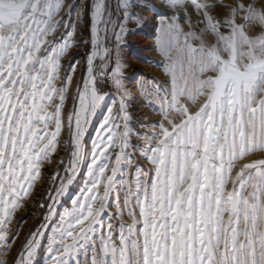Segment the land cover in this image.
<instances>
[{
    "label": "snow or ice",
    "instance_id": "1",
    "mask_svg": "<svg viewBox=\"0 0 264 264\" xmlns=\"http://www.w3.org/2000/svg\"><path fill=\"white\" fill-rule=\"evenodd\" d=\"M149 24L164 79L137 96L123 50ZM138 97L157 119L132 115ZM65 127L63 175L14 264H264V0H0V264Z\"/></svg>",
    "mask_w": 264,
    "mask_h": 264
},
{
    "label": "rangeland",
    "instance_id": "2",
    "mask_svg": "<svg viewBox=\"0 0 264 264\" xmlns=\"http://www.w3.org/2000/svg\"><path fill=\"white\" fill-rule=\"evenodd\" d=\"M110 1V0H108ZM114 2V8L116 5V0H111ZM78 2L82 3L83 0H78ZM227 2V0H226ZM145 16H147L149 19H151V13L145 12ZM115 19V17H114ZM134 27V25H130ZM85 23L83 25L77 24V33L74 39H81V40H88L90 37H87L85 34ZM60 32H64V28L62 27L60 29ZM59 36V33L57 34ZM154 37H155V29L152 24L147 25L142 31L138 32L136 35H130L126 38L127 44L132 45V48L125 47L123 52V59L125 62L129 65V67L126 68L124 75L127 77L126 85L129 89L132 90L133 95L138 96V88L136 86V81L138 78L143 79H155L158 81H162L164 79L162 74V68L159 66L157 62H162V58L160 55L156 52L154 47ZM111 46V45H109ZM90 50V46L81 44L80 48L78 50L73 49L71 51H77L78 52V59H79V65L84 64V55L87 51ZM130 53H135L130 54ZM146 61H150L152 63H148ZM68 57H65L62 61L65 65L68 63ZM97 66H100V61H96ZM77 68L76 77L78 78L81 74V68ZM111 82V79L109 78V83ZM109 92H114L115 89H105ZM75 91V84L69 89V95ZM144 104L143 99L137 98L135 101H133L132 106L130 107L129 111L132 113L134 117L140 118V123H148L152 120H155L158 118V113L154 111L150 107H142L141 105ZM72 108V102L71 99H69L66 102L65 106V113L71 111ZM100 114H98L99 116ZM66 119V116H65ZM98 126L97 121L94 119L92 125H90L85 138V146L90 149L91 147V141L93 138H95V131L96 127ZM133 126L136 131L138 132H144L145 129L140 128L139 123H136V121H133ZM60 144L58 146V149L56 153L53 154L52 162L46 163L45 168L49 169L44 173V178L39 180L35 185V190L32 192V195L29 199L24 201V206L21 207L16 213L15 218L13 219L12 224L10 225L11 228H15L19 235L15 240V243L11 245V249L8 252V254L3 257L7 260L8 264H14V260L21 249V246L28 238L30 232L35 231L37 227L40 226L41 223H43V217L47 212V208L41 207L42 203H45L46 201V194L49 190V187L51 185V176L54 172L60 171L61 175H63V168H58L57 165L59 163L60 159H64L65 162L67 161L68 155L71 152V143H70V135L68 132L67 127H65L61 133V136L59 137ZM65 142H68L67 147L65 146ZM139 163L144 167L148 168L150 165H148L144 160H140ZM233 175H235V171L233 172ZM82 180V177H77V182L74 183L72 186L73 188L76 187L77 183H79ZM45 181H48L47 183ZM63 205L70 207V204L67 203V197L64 198ZM44 209V213L40 214V210ZM62 210V208H61ZM40 217V221L36 224L37 218ZM127 216H125V220H127ZM18 225V227H17ZM43 255L44 253L41 252L39 259V264H44L43 261Z\"/></svg>",
    "mask_w": 264,
    "mask_h": 264
},
{
    "label": "trees",
    "instance_id": "3",
    "mask_svg": "<svg viewBox=\"0 0 264 264\" xmlns=\"http://www.w3.org/2000/svg\"><path fill=\"white\" fill-rule=\"evenodd\" d=\"M108 2H109V4H110V6H111L112 8H114V2L111 1V0L108 1ZM85 26H86L85 34L87 35V37H90V33H89V26H90V24H89V22H88L87 20L85 21ZM45 203H46V201H45ZM39 213H40V214L44 213V209H41ZM39 221H40V217L37 218L36 224H37Z\"/></svg>",
    "mask_w": 264,
    "mask_h": 264
},
{
    "label": "bare ground",
    "instance_id": "4",
    "mask_svg": "<svg viewBox=\"0 0 264 264\" xmlns=\"http://www.w3.org/2000/svg\"><path fill=\"white\" fill-rule=\"evenodd\" d=\"M90 127V126H89ZM89 129V128H88ZM85 138V137H84Z\"/></svg>",
    "mask_w": 264,
    "mask_h": 264
}]
</instances>
